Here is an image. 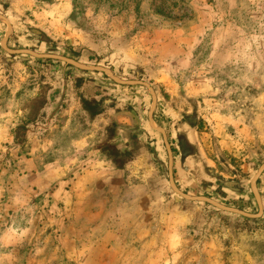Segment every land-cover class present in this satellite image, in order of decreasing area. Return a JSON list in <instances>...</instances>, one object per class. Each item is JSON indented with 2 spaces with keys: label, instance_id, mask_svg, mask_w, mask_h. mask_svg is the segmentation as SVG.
I'll return each mask as SVG.
<instances>
[{
  "label": "rangeland",
  "instance_id": "374dc122",
  "mask_svg": "<svg viewBox=\"0 0 264 264\" xmlns=\"http://www.w3.org/2000/svg\"><path fill=\"white\" fill-rule=\"evenodd\" d=\"M0 12L12 24L11 48L148 81L172 149L178 124L158 113L160 98L197 127L219 170L264 162V0H0ZM6 31L0 21V40ZM122 99L129 131L147 141L134 146L136 170H79L96 149L128 163L132 152L111 145L116 120L91 116ZM151 103L144 85L65 72L63 61L10 54L0 43V264H264V215L244 218L173 192ZM251 200L254 211L244 210L256 213Z\"/></svg>",
  "mask_w": 264,
  "mask_h": 264
},
{
  "label": "crops",
  "instance_id": "0c3cea01",
  "mask_svg": "<svg viewBox=\"0 0 264 264\" xmlns=\"http://www.w3.org/2000/svg\"><path fill=\"white\" fill-rule=\"evenodd\" d=\"M82 76L83 74H78L77 77ZM80 79L81 78L76 79L75 82L78 83L81 81L82 83V80ZM71 89L72 87L68 88L67 92L68 95L70 94V100L78 102L77 91L72 93ZM96 89L99 88H94V91ZM57 94L56 86H54L49 94L50 103L57 99ZM83 96L88 100H94L95 103L96 101H100L102 99V94L98 93H87L86 95L83 94ZM101 101H103V99ZM125 102L126 101L122 99L119 105L112 108L103 105L95 115L91 116L93 118L96 116L101 117L108 121L116 120V124L112 125L114 129L113 132L115 134L113 136L114 139L112 138L111 145L115 146L117 149H121L122 151L128 150L132 152L128 159V163H122L116 166V161H113L115 160L114 157L112 159L104 153H100L99 149H96L90 156V161H93L94 163H90L86 167L84 164L82 166H78L79 170H101L98 165L99 163L107 168L105 170H136L135 166L137 164L133 163L135 159L133 153L134 146L143 142V140L144 143L147 144V141L145 138L142 140L141 135L129 131V129L135 127V125L127 124L131 113L126 111L127 107L125 106ZM164 102L165 100L161 98L159 99L158 113H166L170 121H172V119L169 117L175 116L176 119L173 121V124H178V127L175 128L174 138L172 139L174 151V176L177 185L183 191L190 194L211 196L226 205L254 211V205L251 200L250 182L255 173V165H253L250 170H219L217 167V159H215V156H212L211 152L208 150L209 146L205 143V138L198 133L197 127L193 126L188 119H183L184 116L172 107H169V103L167 104ZM85 138L86 137H84L83 140L86 141ZM87 138L89 141L92 140L90 137ZM76 140L79 139L76 138ZM155 141L160 149L159 141ZM147 158L148 157L145 158L146 163ZM152 170L158 169L154 167ZM258 184L264 200V172L262 173ZM182 216L183 217H181L179 221H186V217H188V215L186 216L183 214ZM177 236L180 238L179 234ZM171 241L176 242L177 237L172 236Z\"/></svg>",
  "mask_w": 264,
  "mask_h": 264
},
{
  "label": "water",
  "instance_id": "95a60500",
  "mask_svg": "<svg viewBox=\"0 0 264 264\" xmlns=\"http://www.w3.org/2000/svg\"><path fill=\"white\" fill-rule=\"evenodd\" d=\"M0 21L6 23L7 25V31L6 33L3 35V37L0 40L1 46L10 54H14V55H20V54H28L31 55L37 59H54V60H60L63 61L65 63V72L68 71L71 67H75L77 69H81V70H86V71H97V72H102L105 73L111 80L120 83V84H126V85H137V84H141L144 85L148 88L151 97H152V103L149 107L148 110V120L151 124V126H153L155 129L159 130L163 136V140L164 143L166 145L167 148V152H168V170H167V175L169 178V183L171 185V188L173 189V192L176 193L177 195H179L180 197H182L185 200H189V201H198V202H205V203H209L213 206H215L216 208H219L222 211H227V212H231L234 214H238L239 216H242L244 218H250V219H258V218H262L264 215V203H263V198H262V194L261 191L259 189V184L258 181L262 175V173L264 172V162L261 163V165L259 167L256 168L254 175L251 178V198L253 200H255V202L258 205V212L256 213H252L249 211H246L244 209L235 207V206H230V205H226L210 196H206V195H199V194H190L187 193L183 190H181V188H179V186L177 185L176 181H175V176H174V155H173V149L171 147V144L169 142L168 139V134L166 131V128L160 124H158L155 120L154 117V112L157 108V93L154 89V87L145 80H141V79H132V80H126L123 79L119 76H117L114 71L109 68V67H105L103 65H99V64H89V63H84L81 62L75 58L63 55V54H59V53H45V52H37L35 50L29 49V48H11L8 45V41H9V36L11 34L12 31V24L11 21L9 20V18H7L3 13L0 12ZM64 78V83L65 86L63 87V92L66 91V79Z\"/></svg>",
  "mask_w": 264,
  "mask_h": 264
}]
</instances>
